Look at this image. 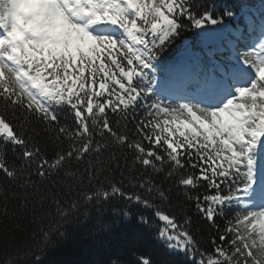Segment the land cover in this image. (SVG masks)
Returning <instances> with one entry per match:
<instances>
[{
    "label": "snow or ice",
    "instance_id": "obj_1",
    "mask_svg": "<svg viewBox=\"0 0 264 264\" xmlns=\"http://www.w3.org/2000/svg\"><path fill=\"white\" fill-rule=\"evenodd\" d=\"M213 11L196 0H0V140L23 157L17 166L0 149V173L22 208L49 202L63 218L81 202L123 199L152 209L165 222L154 238L199 255L191 264H264V203L217 223L234 200L223 183L250 188L264 170V25L258 44L228 56L235 41L204 27L219 24ZM190 26L196 41L162 56ZM110 146L119 154L104 156ZM174 189L207 224L203 250L186 209H161ZM252 195L264 200V188ZM135 264L158 261L145 251Z\"/></svg>",
    "mask_w": 264,
    "mask_h": 264
},
{
    "label": "trees",
    "instance_id": "obj_2",
    "mask_svg": "<svg viewBox=\"0 0 264 264\" xmlns=\"http://www.w3.org/2000/svg\"><path fill=\"white\" fill-rule=\"evenodd\" d=\"M196 2L214 9L213 18L226 25L236 22L243 24L245 16L250 12L255 14V9L264 13V9H260L264 8V0H196ZM228 12L232 15H227ZM198 31L190 26L180 33L161 55L167 58L184 41L195 42ZM60 120L62 123H70V118L63 112L60 114ZM0 149L10 162L16 163L17 166L23 164L18 146L5 144L0 140ZM47 151L49 155L54 151L51 142L48 143ZM119 151L115 146H110L104 156L111 152L118 155ZM241 171L244 172L246 169L242 168ZM113 172L114 178L119 179V170L114 169ZM33 179L38 180L35 176ZM248 183L246 179L241 182V178L229 177V180L223 183V191L227 193L231 188V195L234 196ZM206 191L210 189H199L200 193ZM19 192L17 184L0 173V208L3 207L5 199L8 208V215H0V260H10L12 264H112L119 257L122 264H135L138 255L151 251L158 264H179L180 261L191 264L193 259L200 261L199 255L195 257L177 255L154 238L156 229L163 228L165 222L153 215L152 209L129 204L123 199L100 203L91 201L88 204L81 202L80 207L71 215L62 218L56 214V209L49 202H45L43 206L30 202L27 208H22V199H17ZM192 195L196 193L193 192ZM179 207H183L192 215L193 227L199 230L204 242L201 248L203 250L209 237L207 224L195 215V208L186 199L183 190L174 189L170 203L161 205V209H168L182 216L183 213L178 211ZM125 211L130 213L129 217L122 214ZM243 212L244 209L233 200L230 206H225L224 214L217 219V223L222 225L226 218L230 219ZM141 213L149 218L147 225L137 223V215ZM42 231L50 233V240L37 244L36 241H42L43 237H34V233Z\"/></svg>",
    "mask_w": 264,
    "mask_h": 264
},
{
    "label": "rangeland",
    "instance_id": "obj_3",
    "mask_svg": "<svg viewBox=\"0 0 264 264\" xmlns=\"http://www.w3.org/2000/svg\"><path fill=\"white\" fill-rule=\"evenodd\" d=\"M230 33L233 35L238 32V29H233L232 26H229ZM227 31V29H226ZM239 31L238 33H240ZM159 79V77H158ZM252 189L257 190L256 186L253 184L250 188H246L242 195L235 197V200L239 202L241 208H247L250 211H258L259 206L264 203V200H261L258 196L252 195ZM258 191V190H257Z\"/></svg>",
    "mask_w": 264,
    "mask_h": 264
},
{
    "label": "water",
    "instance_id": "obj_4",
    "mask_svg": "<svg viewBox=\"0 0 264 264\" xmlns=\"http://www.w3.org/2000/svg\"><path fill=\"white\" fill-rule=\"evenodd\" d=\"M204 27L209 30H215L218 33H220L222 36L224 35V32H225V26L222 23H219L218 25H211V26L209 24H206Z\"/></svg>",
    "mask_w": 264,
    "mask_h": 264
}]
</instances>
